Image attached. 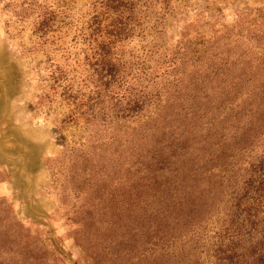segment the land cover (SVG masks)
Returning a JSON list of instances; mask_svg holds the SVG:
<instances>
[{
    "label": "rangeland",
    "instance_id": "1",
    "mask_svg": "<svg viewBox=\"0 0 264 264\" xmlns=\"http://www.w3.org/2000/svg\"><path fill=\"white\" fill-rule=\"evenodd\" d=\"M95 1L0 0V264H180L181 231L169 251L156 234L167 206L215 213L218 178L205 174L197 187L187 172L213 152L204 141L230 128L221 118L239 110L217 107L234 95L232 77L264 60V0H140L123 61L134 73L148 68L159 83L150 90L161 92L137 119L113 116L109 99L88 112L97 73L80 30ZM41 17L52 21L46 34ZM57 68L85 90L81 111L57 88ZM162 146L176 156L156 171Z\"/></svg>",
    "mask_w": 264,
    "mask_h": 264
},
{
    "label": "trees",
    "instance_id": "2",
    "mask_svg": "<svg viewBox=\"0 0 264 264\" xmlns=\"http://www.w3.org/2000/svg\"><path fill=\"white\" fill-rule=\"evenodd\" d=\"M139 4L140 0H97L92 4L93 16L80 30L81 36L94 51L93 66L97 73L94 89L90 90L91 97H94L91 100L95 103L88 106V112L93 113L96 108L104 111L101 104L109 99L108 103L114 108L113 116L137 119L157 103L161 91L155 93L150 90V87L159 84L155 82L153 73L150 74L143 66L139 72H131V67L123 61L122 48L141 27ZM37 24L38 32L43 34L53 27L50 17L39 18ZM226 64L229 66V62L226 61ZM178 69L174 70L177 85L180 84L176 76ZM219 71L220 68L215 73ZM243 71L237 79L234 76L231 79L232 98L226 100L225 95L217 105L219 110L231 102L230 107L239 109H232L221 118L222 124H231L230 128L222 127L215 131L208 138L211 142L205 140L204 143L210 144L213 152L205 155L201 162L194 159L195 167L189 173L186 171L187 179L197 187L203 184L205 174L218 178L221 191L217 192L220 197L213 203L214 215L199 218V211L193 205L187 215L176 213V202L167 206L163 222L157 227L156 234L161 235L157 236L158 239H166L168 243L165 251L170 250L169 243L179 236L173 234L181 231L185 255L180 258V264H207V260L210 264H264V60L259 65L245 67ZM63 75L60 68L53 73L56 86L64 87L65 94L70 91L69 98L77 104V111H81L84 106L81 92L85 90L65 83ZM143 81L150 82L149 88L143 86ZM204 84L205 81H199L195 86ZM115 95L117 100L112 104L111 99ZM240 99H243L242 103ZM88 112L81 113L85 115ZM102 118L105 119V115ZM231 140L234 141L232 150L225 146ZM162 147L168 152L166 147ZM182 150L188 152L190 148L184 146ZM175 156L174 150L171 154L168 152L167 157L164 153L160 160L154 158L152 162L154 166L157 162L156 171L171 169L169 159ZM154 178L157 179L156 174ZM159 189L154 185L151 191L156 194Z\"/></svg>",
    "mask_w": 264,
    "mask_h": 264
}]
</instances>
